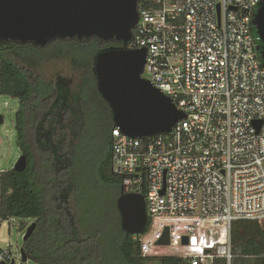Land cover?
<instances>
[{"label": "built area", "instance_id": "2783aa9c", "mask_svg": "<svg viewBox=\"0 0 264 264\" xmlns=\"http://www.w3.org/2000/svg\"><path fill=\"white\" fill-rule=\"evenodd\" d=\"M260 2H137L128 47L146 49L142 77L185 115L151 138L111 130L121 194L145 200L148 224L137 238L143 257L231 264V223L264 229V60L252 33ZM165 230L169 244L157 245ZM12 256L8 243L0 264Z\"/></svg>", "mask_w": 264, "mask_h": 264}, {"label": "trees", "instance_id": "16d2710c", "mask_svg": "<svg viewBox=\"0 0 264 264\" xmlns=\"http://www.w3.org/2000/svg\"><path fill=\"white\" fill-rule=\"evenodd\" d=\"M111 46L121 44L96 38L56 39L44 47L0 42V94L19 102L14 130L26 159L23 171L0 173V218L35 223L21 249L37 264H191L176 256L143 257L138 235L120 228L121 182L110 166L112 115L93 72L95 55ZM52 59L78 71L74 88L35 73ZM230 242L231 264H264V229L256 221L232 222Z\"/></svg>", "mask_w": 264, "mask_h": 264}, {"label": "water", "instance_id": "95a60500", "mask_svg": "<svg viewBox=\"0 0 264 264\" xmlns=\"http://www.w3.org/2000/svg\"><path fill=\"white\" fill-rule=\"evenodd\" d=\"M138 0H0V42L30 43L44 47L56 39L86 40L96 38L116 42L98 52L93 61L96 87L108 105L113 127L130 138L145 139L169 133L185 115L170 98L142 77L146 49H130L128 44L137 22ZM257 39L256 50L264 60V0L252 20ZM3 116L0 114V126ZM23 155L13 170L23 171ZM120 228L132 235L144 233L148 216L145 200L139 194H121L116 201ZM32 222L23 235L32 234ZM183 238L182 244H187ZM165 230L157 245H168ZM21 261L26 254L20 250ZM5 264V263H1ZM14 264V262H10Z\"/></svg>", "mask_w": 264, "mask_h": 264}, {"label": "rangeland", "instance_id": "374dc122", "mask_svg": "<svg viewBox=\"0 0 264 264\" xmlns=\"http://www.w3.org/2000/svg\"><path fill=\"white\" fill-rule=\"evenodd\" d=\"M254 37L256 38V36ZM35 73L42 75L45 80L51 82L67 80L70 89L75 87L79 74L78 71L71 68L67 60L54 59L43 63L35 69ZM18 108L19 102L17 99L0 94V114L3 116V123L0 126V173L12 170L21 156V152L16 145L14 130V119ZM31 223L32 220L30 219L11 218L5 220L0 218V249L5 248L8 243L11 245L14 264H37L29 258L22 262L20 257L16 256L20 254V250L24 245L23 235ZM147 264H152V262Z\"/></svg>", "mask_w": 264, "mask_h": 264}, {"label": "flooded vegetation", "instance_id": "af4514ba", "mask_svg": "<svg viewBox=\"0 0 264 264\" xmlns=\"http://www.w3.org/2000/svg\"><path fill=\"white\" fill-rule=\"evenodd\" d=\"M112 43H116V42H112ZM116 44H119V43H116ZM114 47V46H113Z\"/></svg>", "mask_w": 264, "mask_h": 264}]
</instances>
